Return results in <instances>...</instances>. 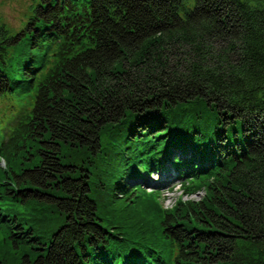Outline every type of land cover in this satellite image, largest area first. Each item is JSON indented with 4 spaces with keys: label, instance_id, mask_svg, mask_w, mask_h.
Returning <instances> with one entry per match:
<instances>
[{
    "label": "trees",
    "instance_id": "16d2710c",
    "mask_svg": "<svg viewBox=\"0 0 264 264\" xmlns=\"http://www.w3.org/2000/svg\"><path fill=\"white\" fill-rule=\"evenodd\" d=\"M167 161L198 199L122 181ZM0 230L18 264H264V0L0 16Z\"/></svg>",
    "mask_w": 264,
    "mask_h": 264
},
{
    "label": "rangeland",
    "instance_id": "374dc122",
    "mask_svg": "<svg viewBox=\"0 0 264 264\" xmlns=\"http://www.w3.org/2000/svg\"><path fill=\"white\" fill-rule=\"evenodd\" d=\"M36 2L37 0H0V16L4 19L5 22H7L8 25L18 27L21 21L26 20L31 15L32 7L36 4ZM182 106L183 105H181L180 107ZM165 123V121H162L163 128L165 127ZM118 127H120V125L114 126L113 130L116 131ZM126 142L127 141H123V144H126ZM185 150L187 152V155H189L190 151L188 149ZM174 151L176 154L180 153L178 148L176 150L173 149V152ZM172 155L173 154L171 153L170 156ZM206 160L204 159L205 162ZM195 163H201V161L196 160ZM166 164L167 166H170L172 165V162L167 161ZM172 168L176 170V172L172 171V175L169 178L167 177L168 175L166 177H161L160 172L157 171L156 173L141 175L137 178L124 176V178H122V181L124 184L128 183L129 185H132L133 183H139L147 190L155 187L159 188V194L157 195L158 200L162 202L164 207H171L178 197H182L183 199H198L204 192V189L200 188L199 190L186 193V191L183 189V185L180 182L181 176L178 174V170L174 165L172 166ZM185 170H192L191 173L198 172L197 167H192L190 165L187 166ZM4 234L5 233L0 230V245L7 243L6 249L0 247L2 249L0 250V260L5 259L8 264H18V261H21L23 259V257L21 256L22 252L30 254L31 257H33L37 252L36 249H32L30 247H26L25 249L21 250V247L15 246L12 241L7 238V235Z\"/></svg>",
    "mask_w": 264,
    "mask_h": 264
},
{
    "label": "bare ground",
    "instance_id": "6f19581e",
    "mask_svg": "<svg viewBox=\"0 0 264 264\" xmlns=\"http://www.w3.org/2000/svg\"><path fill=\"white\" fill-rule=\"evenodd\" d=\"M37 38V37H36ZM36 40H38V39H36ZM43 40V39H42ZM35 42H37V41H35ZM42 43V42H41ZM45 43V42H44ZM36 44V43H35ZM36 46V45H35ZM40 47V46H39ZM44 47V46H43ZM34 48H36V47H34ZM41 51V50H40Z\"/></svg>",
    "mask_w": 264,
    "mask_h": 264
}]
</instances>
